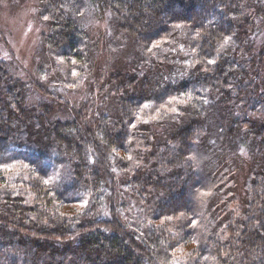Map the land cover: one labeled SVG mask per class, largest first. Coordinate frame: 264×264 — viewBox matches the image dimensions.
Masks as SVG:
<instances>
[{
  "label": "trees",
  "instance_id": "trees-1",
  "mask_svg": "<svg viewBox=\"0 0 264 264\" xmlns=\"http://www.w3.org/2000/svg\"><path fill=\"white\" fill-rule=\"evenodd\" d=\"M37 9V73L0 53V264H264V0Z\"/></svg>",
  "mask_w": 264,
  "mask_h": 264
},
{
  "label": "rangeland",
  "instance_id": "rangeland-1",
  "mask_svg": "<svg viewBox=\"0 0 264 264\" xmlns=\"http://www.w3.org/2000/svg\"><path fill=\"white\" fill-rule=\"evenodd\" d=\"M19 5H14L13 0H3L2 7L0 10V27L9 33V47L0 51L3 57L8 58L14 57L16 64H18L17 71L19 75H22L24 79H27L29 75L36 74L42 63H45L47 59L44 56V48L41 43V34L48 30L47 22L42 20L41 17H38V0H19L16 1ZM23 2V3H21ZM109 16V15H108ZM87 24L89 23L91 32L93 35L100 38L101 47L103 50L102 62L108 60V54L106 52V45L109 42L104 35L111 36V33L108 31V26L104 22H98L95 29L91 19H94V12L87 13ZM104 34H102V33ZM11 38V39H10ZM115 59V57L113 58ZM66 92L71 89V84L67 85ZM74 89H76L74 87ZM88 90L86 94H77L69 93V97L77 100H82L84 97L87 98ZM231 159L226 162L231 168L232 171L236 162L246 159L245 157L250 158V154L247 150H242V158L234 155H230ZM245 156V157H244ZM246 159V160H248ZM245 165H249L246 163ZM231 171V172H232ZM235 174H238V171H235Z\"/></svg>",
  "mask_w": 264,
  "mask_h": 264
},
{
  "label": "snow or ice",
  "instance_id": "snow-or-ice-1",
  "mask_svg": "<svg viewBox=\"0 0 264 264\" xmlns=\"http://www.w3.org/2000/svg\"><path fill=\"white\" fill-rule=\"evenodd\" d=\"M45 19H48V17H44ZM227 39H230V38H226V41ZM209 63H214V61H209ZM175 99V98H174ZM145 107H147V105H145ZM4 167H10V165H4ZM45 183H47V181H45ZM170 219V218H169Z\"/></svg>",
  "mask_w": 264,
  "mask_h": 264
}]
</instances>
